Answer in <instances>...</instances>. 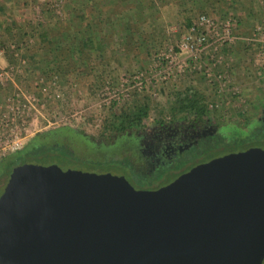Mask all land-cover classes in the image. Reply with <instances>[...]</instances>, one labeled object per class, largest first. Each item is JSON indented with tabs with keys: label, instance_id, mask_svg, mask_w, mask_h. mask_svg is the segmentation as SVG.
<instances>
[{
	"label": "water",
	"instance_id": "95a60500",
	"mask_svg": "<svg viewBox=\"0 0 264 264\" xmlns=\"http://www.w3.org/2000/svg\"><path fill=\"white\" fill-rule=\"evenodd\" d=\"M264 150L199 164L154 191L56 164L0 194V264H261Z\"/></svg>",
	"mask_w": 264,
	"mask_h": 264
},
{
	"label": "rangeland",
	"instance_id": "374dc122",
	"mask_svg": "<svg viewBox=\"0 0 264 264\" xmlns=\"http://www.w3.org/2000/svg\"><path fill=\"white\" fill-rule=\"evenodd\" d=\"M15 1L8 5L6 0H0V7L9 6L6 15H10L11 20L40 25L45 22L44 9L59 21L68 16L63 11L65 0H62V10L58 13L51 10L47 0H27L21 9L16 8ZM105 1L108 2L99 0L103 12L119 10L128 15L129 21L140 25L145 22L143 27L151 31V21L145 19L138 22V15L131 17L129 11L139 9L131 0H126L128 3L122 0L111 3L113 0H109V4H105ZM142 1L145 0H140L143 5ZM147 5L150 7L148 12L158 18L153 17V27L157 29L158 36L155 34L153 41L145 36V43L144 40L138 42L132 54L120 56L116 62L111 60L109 66L99 67L95 78L100 86L94 93L87 87L89 77L84 81L74 76L59 79L55 74L46 75V71L29 76L24 73L28 61L20 54L12 55L10 62L0 57V92L4 97V102L0 104V136L14 133L22 138L18 152L3 155L0 150V168L7 164V159L24 152L28 142L43 134L64 135L60 137L68 140V148L79 145V155L89 157V150L101 145V136L96 134H101L99 124L108 107L113 104L121 107L130 102L134 93L142 91L150 95L158 109L166 103L168 93L188 87L204 92L211 105L212 120H220L233 128L245 127L249 119L264 118V72L258 71L255 65V55L262 46L258 40L263 35L254 32L255 28L264 27V0H148ZM200 15L231 21L230 41L220 49L221 64H228L231 85L221 91L215 90L205 75L219 56V50L213 47L207 49V55L199 58L200 68L191 64L192 67L181 74L173 73L168 78L163 75L165 56L169 54V49L176 48L186 32V20L194 22ZM3 18H6L5 15ZM161 38L163 40L160 41ZM160 56H164L163 61L158 58ZM160 62L161 66L154 69ZM213 69L224 70V67L218 63ZM151 114L153 118L156 112ZM259 140L255 146L264 150V135ZM219 154H222V150L209 151L200 160ZM27 162L39 165L49 163L33 158H28ZM54 163L63 170L87 168L79 164ZM261 264H264V259Z\"/></svg>",
	"mask_w": 264,
	"mask_h": 264
},
{
	"label": "trees",
	"instance_id": "16d2710c",
	"mask_svg": "<svg viewBox=\"0 0 264 264\" xmlns=\"http://www.w3.org/2000/svg\"><path fill=\"white\" fill-rule=\"evenodd\" d=\"M6 1L8 5L12 2V0ZM114 1L117 0L111 3ZM122 1L128 3L126 0ZM131 1L135 4V8H139L134 9L133 12L129 11L131 17L138 15V22L145 19L151 21V31H148L146 26L143 27L145 22L140 25L135 21H129L128 15L119 10L103 12L99 0H65L63 11L68 15L66 19L56 20L47 9H44L45 22L40 25L11 20L10 15H6L9 6L0 7V16L5 15L7 19L6 21L2 17L0 20V49L9 62L12 55L20 54L26 59L28 65L25 66L24 73L29 76L46 71V75H57L59 79L74 76L84 81L89 77L87 87L94 93L100 86V82L95 78L99 67L109 66L111 60L116 62L120 56L132 54L137 49L138 42L144 40L145 43V36L152 41L155 34L158 36L155 31L157 29L153 27V20L158 18L148 12L150 10L147 5L148 0L142 1L143 5L140 0ZM108 2L105 1V4ZM15 3L16 8L21 9L24 8L27 0H16ZM185 25L188 27L190 20H186ZM142 92L134 93L130 102L121 107L114 104L108 107L99 124L102 135L134 131L143 126L147 120L152 119L159 122L167 117L173 120L181 119L195 129L203 128L212 119L207 96L194 88L188 87L168 93L166 103L159 109L151 101L150 95L145 91ZM3 98L0 92V104L4 102ZM152 112H156L153 118ZM247 143L251 144L252 140L235 143V148L231 150L241 149ZM28 158L46 161L49 162L48 164L54 161L66 165L79 164L80 167L86 166L87 172L111 171L117 168L106 162L78 159L64 148L39 146L7 159V164L0 168L1 191L11 172L24 171Z\"/></svg>",
	"mask_w": 264,
	"mask_h": 264
},
{
	"label": "flooded vegetation",
	"instance_id": "af4514ba",
	"mask_svg": "<svg viewBox=\"0 0 264 264\" xmlns=\"http://www.w3.org/2000/svg\"><path fill=\"white\" fill-rule=\"evenodd\" d=\"M262 135L263 117L257 120L249 119L245 127L239 128L211 119L200 129L190 127L184 120L167 117L162 122L147 120L143 126L130 132L96 134L107 137H100V147L90 149L89 157L79 155L81 153L79 145L75 147L70 145L68 148V140L60 137L64 135L54 134L37 135L25 145L24 152L39 146L64 148L78 159L117 166L111 171L89 172L122 176L135 190L154 191L168 185L199 164L230 153L259 148L255 144L260 142L259 138ZM247 139L252 140V143H247L241 149L231 150L235 148V143ZM221 150L222 154L200 160V157L209 151Z\"/></svg>",
	"mask_w": 264,
	"mask_h": 264
},
{
	"label": "built area",
	"instance_id": "2783aa9c",
	"mask_svg": "<svg viewBox=\"0 0 264 264\" xmlns=\"http://www.w3.org/2000/svg\"><path fill=\"white\" fill-rule=\"evenodd\" d=\"M47 2L49 3L51 10L54 12L58 13L62 10V0H47ZM186 29L187 30L182 36L181 40L176 44V48L168 50L169 54L165 56L166 63L163 75H166V78H168L173 73L181 74L186 70H189L192 67L191 64H193L194 67L197 65V67L200 68L198 65L199 58L203 55H207V49L209 47H213L214 50H219V56L216 62L213 63L212 67L214 68V66L218 65L219 63V65L224 67V70L214 71L213 68L207 69L205 71V75L208 79V83H210L212 87L218 91H221L224 89V87L231 85L227 73L228 64H221L223 61H221L222 56L220 55V49H222L223 46L230 41V19L225 18L223 20H219L213 19L207 15H200L197 17L196 21L190 22V25ZM255 31H257L260 35H263L260 40H258L260 43H262V46L255 55V65L258 71L264 72V27H257L255 28L254 32ZM3 54V51L0 49V57L4 59ZM163 57L164 56H160L158 58H161L163 61ZM21 63L24 64V61L22 60ZM161 63L162 62H160V64L158 63L154 69H157L159 66H161ZM1 86L2 83L0 82V87ZM140 89L141 88H139V90ZM209 108H211V105H209ZM0 137V150L2 151L3 155L5 153L14 151L18 152L20 150L22 141L21 136L11 133L9 136Z\"/></svg>",
	"mask_w": 264,
	"mask_h": 264
}]
</instances>
